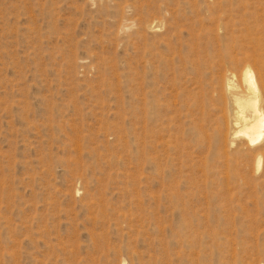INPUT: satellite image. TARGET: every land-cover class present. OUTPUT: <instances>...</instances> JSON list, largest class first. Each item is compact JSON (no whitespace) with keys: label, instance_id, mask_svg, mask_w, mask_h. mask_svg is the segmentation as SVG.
I'll list each match as a JSON object with an SVG mask.
<instances>
[{"label":"rangeland","instance_id":"374dc122","mask_svg":"<svg viewBox=\"0 0 264 264\" xmlns=\"http://www.w3.org/2000/svg\"><path fill=\"white\" fill-rule=\"evenodd\" d=\"M221 1L0 0V264H264V157L210 102L264 0Z\"/></svg>","mask_w":264,"mask_h":264},{"label":"bare ground","instance_id":"6f19581e","mask_svg":"<svg viewBox=\"0 0 264 264\" xmlns=\"http://www.w3.org/2000/svg\"><path fill=\"white\" fill-rule=\"evenodd\" d=\"M237 1L222 0L210 12L221 10L228 2L234 4ZM155 27L154 24L147 26L149 30ZM252 43V49L245 56L248 63L241 65L239 75L230 71L218 72L221 74L216 78L218 86L211 88L210 102L217 110V129L212 146L219 152L231 150L236 155L251 158L258 170L264 157V43L259 40ZM226 55L222 58L239 65L236 56ZM147 120L144 110V124ZM259 185H255L254 189Z\"/></svg>","mask_w":264,"mask_h":264}]
</instances>
